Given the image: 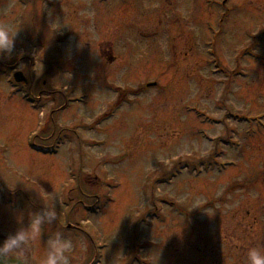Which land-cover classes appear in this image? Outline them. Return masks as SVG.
<instances>
[{"label": "rangeland", "instance_id": "rangeland-1", "mask_svg": "<svg viewBox=\"0 0 264 264\" xmlns=\"http://www.w3.org/2000/svg\"><path fill=\"white\" fill-rule=\"evenodd\" d=\"M0 23L18 28L0 54V240L57 199L26 264L61 229L71 264L264 248V0H0Z\"/></svg>", "mask_w": 264, "mask_h": 264}, {"label": "clouds", "instance_id": "clouds-1", "mask_svg": "<svg viewBox=\"0 0 264 264\" xmlns=\"http://www.w3.org/2000/svg\"><path fill=\"white\" fill-rule=\"evenodd\" d=\"M17 29L8 23H0V54L11 56L15 49ZM69 76L70 73L67 78ZM42 199L44 206L30 213L27 225L21 224L14 232L8 233L0 240V264H26L31 244L37 240L41 241L45 226L56 222L58 215L56 195L53 193L49 198L50 203L43 197ZM43 245L45 251L41 264H71L70 254L75 247L74 241L62 229L48 235ZM247 257L248 264H264V248L250 247L247 250Z\"/></svg>", "mask_w": 264, "mask_h": 264}, {"label": "water", "instance_id": "water-1", "mask_svg": "<svg viewBox=\"0 0 264 264\" xmlns=\"http://www.w3.org/2000/svg\"><path fill=\"white\" fill-rule=\"evenodd\" d=\"M14 78L16 81H25V78L20 71L14 74Z\"/></svg>", "mask_w": 264, "mask_h": 264}, {"label": "flooded vegetation", "instance_id": "flooded-vegetation-1", "mask_svg": "<svg viewBox=\"0 0 264 264\" xmlns=\"http://www.w3.org/2000/svg\"><path fill=\"white\" fill-rule=\"evenodd\" d=\"M261 65H262V66H264V64H263V63H261ZM233 72H235V73H236L237 71H236V70H234Z\"/></svg>", "mask_w": 264, "mask_h": 264}]
</instances>
